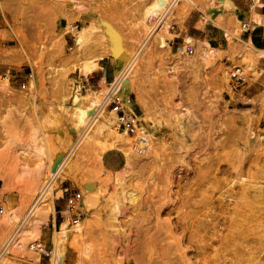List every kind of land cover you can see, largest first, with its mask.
I'll use <instances>...</instances> for the list:
<instances>
[{"label":"rangeland","instance_id":"obj_1","mask_svg":"<svg viewBox=\"0 0 264 264\" xmlns=\"http://www.w3.org/2000/svg\"><path fill=\"white\" fill-rule=\"evenodd\" d=\"M64 2L0 0V75L12 74L7 88L0 81V248L29 214L50 161L76 145L61 196L54 199L58 210L36 209L1 264H49L52 254L41 255L35 247L40 244L52 252L55 227L66 216L72 227L81 228V235L68 240L65 264H162V247L185 240L182 229L175 227L176 213L163 210L172 204L175 191H191L198 172L205 178L201 194L194 197L202 210L194 226L203 237H214L220 229L221 237L236 244L231 249L243 253V264H264V57L245 51L249 40L242 23L220 0H194L195 6L185 1L172 14V36L161 49L150 39L159 22L146 19L157 0ZM85 14L89 19L82 21ZM62 17L68 19L66 29L58 26ZM195 21L198 30L191 27ZM92 25V34L79 48L74 32ZM109 28L131 55L147 44L132 78L146 107L135 103L134 93L132 108L126 107L144 115L152 137L136 145L135 167L127 175L117 172L126 163L124 153L114 149L119 155L112 154L105 165L103 157L96 160L101 147L97 134L92 127L77 131L71 115L76 81L87 77L92 90L105 93L114 79L116 64L109 56L98 60L99 67L89 75L80 69L107 46L104 34ZM210 48L215 56L205 61L204 51ZM235 67L247 76L238 90L230 77ZM103 68L105 87L97 74ZM120 183L133 196L117 210L113 189ZM90 184L98 192L90 210L83 212L84 190ZM66 187L82 194L77 224L66 208ZM226 203L230 213L224 215ZM182 245L186 259L195 264V248Z\"/></svg>","mask_w":264,"mask_h":264},{"label":"bare ground","instance_id":"obj_2","mask_svg":"<svg viewBox=\"0 0 264 264\" xmlns=\"http://www.w3.org/2000/svg\"><path fill=\"white\" fill-rule=\"evenodd\" d=\"M57 1H59L61 4L63 3L64 0H57ZM68 1L70 3L75 2V0H68ZM185 1L189 3L190 6L196 5V3L193 2L194 0L193 1L192 0H157V2L153 6H151L149 10L147 11V15H146L147 21L152 22L154 20L156 21L157 19L159 22L158 30L157 31L152 30L153 33L150 38V39L153 38L156 41L159 48L165 49L168 47L169 45L168 38L172 36V34L170 33L172 14L174 10L177 7H179L182 2H185ZM211 1H215V0H211ZM220 1H221L222 8L225 11L231 10L235 21L237 23H240L241 22L239 18L240 16L238 17V15L233 11V6L230 3V1L229 0H220ZM64 3H67V0H65ZM207 3H209V1ZM75 7H78V6H75ZM191 8L192 7H190V9ZM252 23L254 25V30L258 29L256 27L260 28L264 26V16L257 13L255 9H252ZM92 28H94L93 25L85 26L82 29H79L76 32H74V36L76 37V42L79 48H82V44L84 43L85 39L92 34L91 33ZM226 35L229 37L231 33L226 31ZM104 36L106 39L107 46L105 48H101L100 52L97 53V55L95 56V58H93V60L91 59V61L81 64L80 66L81 72L84 75H89L90 73H92L99 67L97 63L98 60L103 59L105 56L111 57L112 60L116 64V68L114 69L113 82L117 83L121 89V95L125 101L124 105L132 108L134 101L131 99V94L134 93L136 97L135 103L140 105L143 108V110H145V107H146L145 99L141 92H138L137 90H135L132 78L136 70H138L137 69L138 60L139 58H141V56H143V52L147 44L146 43L142 44L139 47V50H137L138 52L133 54L134 52L133 51L131 55L129 53L130 51L128 52L126 50L120 38L117 36V34L113 30H111L110 28L106 30ZM186 39L190 41L191 38H186ZM191 40H193V38ZM254 44L257 46L255 36L249 38V42L247 43V47L245 48L246 49L245 51L252 50L256 58H263L264 57V47L263 48L258 47V46L256 47ZM215 53L216 51L213 48H210L204 51V55H203L204 60L207 61L209 58L211 57L213 58V56H215ZM99 83L101 86H104V87L107 86V81L105 77H101L99 80ZM1 85L3 86L2 88L8 87L7 84L5 83H2ZM101 94H103L102 90H91L85 94L74 93V95L72 96L73 112L71 115H72V118L75 120V125H76L75 129L77 131H81V130L83 131L85 130V128L88 129L92 127L95 134H97L99 138L98 142L100 143L101 147H100V153L97 156H95L96 160L99 159L101 161L103 155L107 151L114 150V149L122 151L126 157V163L117 172L118 173L120 172L119 175L120 174L127 175L128 170L132 166L135 167L134 159L136 158V156L134 154L135 153L134 149L136 145L139 143V139H143L145 141V139L152 137V135H149L148 133V129L146 126L147 120L144 117V115L140 116V120L142 121V124L140 128V132L138 133L137 136L132 137L126 134L116 133L113 130L114 115L111 113H108L106 109L101 106V103H102ZM251 135L253 134L251 133ZM83 138L85 137L83 136ZM81 139L82 138H80V140ZM261 139L262 137L260 136L259 140ZM62 147H65V146L63 145ZM68 150H69L68 154H59L58 160H56L55 162L50 161L47 169L45 170L43 174L44 177L41 181L42 185L40 186L38 195L36 196L34 203H32L33 205L31 204L32 208L30 206L31 210L29 214L26 215V217L24 215V219L21 220L22 222L21 223L19 222L20 223L19 228L16 229V231L14 230L15 232H13L14 234L12 238L2 243V246L0 248V264L4 260L5 256L8 254L10 247L17 240L19 233L24 229L25 225L34 217L36 209L41 208L43 212H54V213L58 210L57 206L54 203V199L61 196L62 190H60V185L63 182L64 178L66 177V172L69 167L71 157L76 150V145H72ZM79 155H81V153H79ZM132 170L130 171L133 172ZM118 173L114 175H118ZM201 174L198 172L194 176L192 180L191 191L189 193L182 195L179 190L175 191L174 192L175 198L172 199V204L169 205L168 203V206L164 208L163 210V212L168 215H171L173 212L176 213V217H175L176 226L175 227L178 229H182V233H183L182 237H185V240H178L175 245L163 246L161 249V252L159 253V259L162 264H192L193 261L192 260L189 261L188 259H186V253L182 249L183 247L182 243L187 242V244L190 245L189 248L194 247L197 252L193 259L195 264H243L245 262L242 259L244 256L243 253L241 252V250L237 249L236 246H235L236 249H231V247L234 248L233 245H236V244L233 243V245H231L228 242L230 240V237L228 236L221 237L218 234L220 229L219 231H217V233L214 234V237H205V236L203 237V235L200 234V231L198 230V228L194 226V223L196 222L195 219L197 218L198 215H200L202 211L200 207V202H197L194 199V197L199 196L201 194L200 185H202L201 183L203 182L205 178ZM107 180L110 181L111 178ZM122 180L123 178L119 179V181H122ZM126 184H124L125 187H126ZM194 186H197V188H194ZM171 189L172 187L170 188V191ZM113 190H115L114 191L115 195L114 193L113 195L116 198L113 205L115 206V209L120 210L121 206L124 205L126 201L127 202L131 201L133 192L128 191V190L126 191L121 183H120V187H116ZM84 191H85L86 196H85L83 205L81 206V210L83 212H88L90 210L93 195L98 192V189H97V186H95V184H90L86 187V190ZM1 196H2V189H0V199H1ZM226 205H227L225 206L226 208L222 207L223 209H221L222 213L224 212V215H226L227 212L230 213V211H227L230 208L229 204L226 203ZM85 224L86 223L84 221L81 226L85 227ZM174 231H175V228L169 229V232L173 236H175L176 234ZM80 232H81V228L75 229L74 227H72V224L68 216H66L59 224H57V226L55 227V232L53 233L54 235L52 238V252H51L52 257L50 259L49 264H65L67 242L73 236L76 237L78 235H81ZM227 237H228V241H227ZM238 246H240V244ZM32 248H34V246H32Z\"/></svg>","mask_w":264,"mask_h":264},{"label":"built area","instance_id":"obj_3","mask_svg":"<svg viewBox=\"0 0 264 264\" xmlns=\"http://www.w3.org/2000/svg\"><path fill=\"white\" fill-rule=\"evenodd\" d=\"M252 4L255 5L256 8H264V5L261 4L260 0H251ZM78 24L75 28H78ZM243 29L248 30V25L243 24ZM231 80L233 81V89L238 90L243 87L247 82V76L245 70L242 67H235L230 74ZM12 78L11 72L3 73L0 75V81L2 83H8L10 85ZM33 78V74H29V79ZM26 82L21 83L20 89L26 88ZM92 87L89 83L87 77L83 78L82 81H76L73 86L74 93H87L91 91ZM101 106L106 109L108 113L114 115V124L113 130L116 133L126 134L129 136H137L140 132L142 121L140 120V116L134 112L133 110L127 108L124 105V99L121 95V89L117 83H114L113 80L109 82L108 89L105 93L101 94ZM145 141L143 139H139V144H143ZM63 192L67 194L66 196V208L68 213L70 214V218L72 219L73 224L79 223L81 219L80 210L78 205L82 200V194L79 190L66 187L63 189ZM2 213L3 210L0 209ZM36 249H38L41 255L49 257L51 255V251H48L45 247H41L40 244L36 245Z\"/></svg>","mask_w":264,"mask_h":264},{"label":"crops","instance_id":"obj_4","mask_svg":"<svg viewBox=\"0 0 264 264\" xmlns=\"http://www.w3.org/2000/svg\"><path fill=\"white\" fill-rule=\"evenodd\" d=\"M229 1L233 6V11L238 15V17L240 16L239 18L241 20L242 25L247 24L249 27L248 30L244 31L246 39L249 40V38L255 36L257 46L263 48L264 47V26H262L260 28L256 27L258 29L254 30V25L252 23V9H255L257 11V13L264 16V8H256L255 5L252 4L251 0H229ZM260 2H261V4L264 5V0H260ZM82 18H83L82 21H86L87 19H89V16L85 14L82 16ZM196 23L197 22L195 21L191 27L198 30ZM58 26L61 29H66L68 27V19L66 17H62L58 21ZM177 34H179V33H177ZM97 74L99 75V79L101 77H105L106 81L108 82L107 71L104 68H103V71H99V73H97ZM114 153H116V152L113 150H110V151H107L103 155L104 165H105V163L108 162L111 155ZM116 154H118V153H116ZM112 165H113V162H112ZM118 166H120V163H118L117 167ZM0 209H1V206H0Z\"/></svg>","mask_w":264,"mask_h":264}]
</instances>
